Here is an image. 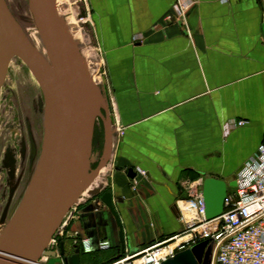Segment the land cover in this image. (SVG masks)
I'll use <instances>...</instances> for the list:
<instances>
[{
  "label": "crops",
  "instance_id": "obj_1",
  "mask_svg": "<svg viewBox=\"0 0 264 264\" xmlns=\"http://www.w3.org/2000/svg\"><path fill=\"white\" fill-rule=\"evenodd\" d=\"M89 3L115 137L100 196L77 201L63 222L67 264H111L174 236L185 187L235 181L264 143L259 0ZM84 238L93 251L79 246Z\"/></svg>",
  "mask_w": 264,
  "mask_h": 264
},
{
  "label": "water",
  "instance_id": "obj_2",
  "mask_svg": "<svg viewBox=\"0 0 264 264\" xmlns=\"http://www.w3.org/2000/svg\"><path fill=\"white\" fill-rule=\"evenodd\" d=\"M29 9L46 47L44 55L0 0V89L14 57L23 59L42 84L47 102L40 162L20 207L0 235V264H35L82 194L108 166L115 131L104 90L92 77L78 42L61 17L57 0H29ZM101 119L105 148L92 168L95 124ZM131 177L135 172L129 170ZM236 182L206 176L202 182L206 217L222 214L230 186ZM103 201L122 222L110 192ZM64 253V243L61 244ZM212 245L201 242L162 264H210Z\"/></svg>",
  "mask_w": 264,
  "mask_h": 264
},
{
  "label": "rangeland",
  "instance_id": "obj_3",
  "mask_svg": "<svg viewBox=\"0 0 264 264\" xmlns=\"http://www.w3.org/2000/svg\"><path fill=\"white\" fill-rule=\"evenodd\" d=\"M5 2L34 44V38L39 37L44 51L38 49L47 55L46 47L29 9V0H5ZM64 3L60 2L58 7L60 15L67 23L69 18L74 17L76 20L77 24L74 26L82 32L81 36L84 39L82 42L85 44L83 45L82 42L81 44L75 38L81 52L85 56V50L93 48L97 53L99 73L96 82L102 86L105 83L102 78L103 58L96 43L89 0H66ZM46 102L47 96L40 81L33 75L23 59L14 57L10 63L6 81L0 89V235L19 209L27 186L34 178L35 170L40 162L45 133ZM7 125L11 128L8 136L1 135L5 133L3 127ZM104 148V126L102 120L98 119L92 142V168L99 164ZM103 174L95 180L93 187L90 188L91 192L87 193L88 196H81L79 203L93 196H100L101 187L105 184L103 180L106 173ZM66 218L67 216L64 220ZM60 228L56 233L58 241L62 238L60 234L64 232V224ZM48 262L62 264L61 258L57 257L49 259Z\"/></svg>",
  "mask_w": 264,
  "mask_h": 264
},
{
  "label": "built area",
  "instance_id": "obj_4",
  "mask_svg": "<svg viewBox=\"0 0 264 264\" xmlns=\"http://www.w3.org/2000/svg\"><path fill=\"white\" fill-rule=\"evenodd\" d=\"M259 1L264 7V0ZM237 124L243 125L244 121ZM234 180L236 185L228 189L224 211L213 219L206 217L202 187H185V196L177 203L184 227L167 240L111 264H162L204 241L212 245L210 264H264V143L248 158ZM56 233L47 247L55 256L44 255L35 264H54L48 260L56 257L67 264L61 252L65 232L60 234L59 241ZM85 241H88L87 249ZM78 243L84 251H93L90 239ZM109 246L107 240L99 243L101 249Z\"/></svg>",
  "mask_w": 264,
  "mask_h": 264
},
{
  "label": "bare ground",
  "instance_id": "obj_5",
  "mask_svg": "<svg viewBox=\"0 0 264 264\" xmlns=\"http://www.w3.org/2000/svg\"><path fill=\"white\" fill-rule=\"evenodd\" d=\"M66 0H64V1H61V0H57V6L59 7V5H60V2H62V3H64ZM65 4V3H64ZM67 4V3H66ZM70 4H71V2H70ZM66 9V8H65ZM69 9V8H68ZM72 9V8H71ZM61 10H62V8H61ZM73 11V10H72ZM61 14H63V13H61ZM77 24V22H76V20L74 19V17H72V18H69V20H68V26H69V31L73 34V36H74V38H77V41L78 42H82V41H84V39H83V36H81V34H82V32L77 28V26H74V25H76ZM73 25V26H72ZM76 28V29H75ZM34 42H35V44H36V46L39 48V49H41V51L43 50V45H42V42L40 41V39H39V37H38V39H35L34 38ZM83 43V45H85L84 44V42H82ZM81 43V44H82ZM44 51V50H43ZM42 51V52H43ZM85 59H86V61H87V63H88V65H89V69H90V71H91V74H92V77H93V79H94V81L96 82V78L98 77V73H99V70H98V68H97V65H99V59L97 58V53H96V51H95V49H93V48H88V49H86L85 50ZM97 83V82H96ZM107 172V169L106 168H104L102 171H101V173H100V175H99V177L98 178H100V177H102L101 175L103 174V173H106ZM103 176H104V174H103ZM105 179V178H104ZM96 180H98V179H96ZM104 181V180H103ZM95 183V182H94ZM105 183V182H104ZM93 187V184L91 185V187H89L84 193H83V195L82 196H85V195H87V193H89V192H91L90 191V188H92Z\"/></svg>",
  "mask_w": 264,
  "mask_h": 264
},
{
  "label": "flooded vegetation",
  "instance_id": "obj_6",
  "mask_svg": "<svg viewBox=\"0 0 264 264\" xmlns=\"http://www.w3.org/2000/svg\"><path fill=\"white\" fill-rule=\"evenodd\" d=\"M3 129H4V134L3 133H1V135H4V136H8V131L11 129L10 128V126L9 125H7V126H5V127H3ZM11 134V133H10ZM9 134V135H10ZM23 135H24V133H22ZM3 142H4V139L2 140ZM21 143H22V141H21ZM18 145H19V141H18ZM28 153H30L29 151H28Z\"/></svg>",
  "mask_w": 264,
  "mask_h": 264
},
{
  "label": "clouds",
  "instance_id": "obj_7",
  "mask_svg": "<svg viewBox=\"0 0 264 264\" xmlns=\"http://www.w3.org/2000/svg\"><path fill=\"white\" fill-rule=\"evenodd\" d=\"M87 245H88V241H85V247H86V249H87Z\"/></svg>",
  "mask_w": 264,
  "mask_h": 264
},
{
  "label": "trees",
  "instance_id": "obj_8",
  "mask_svg": "<svg viewBox=\"0 0 264 264\" xmlns=\"http://www.w3.org/2000/svg\"><path fill=\"white\" fill-rule=\"evenodd\" d=\"M175 235V234H174Z\"/></svg>",
  "mask_w": 264,
  "mask_h": 264
}]
</instances>
